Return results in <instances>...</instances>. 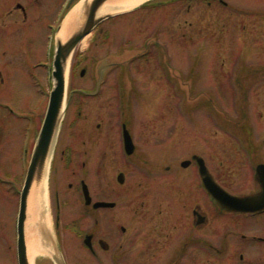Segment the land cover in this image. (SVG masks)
I'll return each mask as SVG.
<instances>
[{"label": "flooded vegetation", "instance_id": "obj_1", "mask_svg": "<svg viewBox=\"0 0 264 264\" xmlns=\"http://www.w3.org/2000/svg\"><path fill=\"white\" fill-rule=\"evenodd\" d=\"M220 1L225 4L224 1ZM34 2L36 1L0 0V14H2L0 92H14L17 80L23 83L22 86L25 88L28 82L32 81L31 57L27 53L26 58L18 57L16 40L10 37L16 29L13 24L19 22L18 24L24 27L29 24ZM153 2L150 6L155 5ZM5 3L9 5L6 6ZM237 14L247 15L241 9H238ZM10 17H15L12 18L11 23L3 21L4 18ZM101 24L92 30L93 32L96 29L97 35L92 41L94 38H99L100 46L111 41L112 35L114 36L112 28H103ZM184 24L190 26V23L184 22ZM177 25L178 23L170 22L163 27H154L137 45L132 46L139 47L135 53L121 59L120 62L110 60L103 70L98 64L95 65V60L89 61L87 66L91 69L87 72L92 79V85L68 86L66 107L55 138L47 179L48 211L53 233L60 239L59 247L64 252L69 247L78 252L85 250L90 255L89 258L93 259L91 264H264V182L257 173V167L260 165L264 177V135L263 140L254 142L250 133L258 126L252 125L253 128H249V132L233 135V147L238 153V163H245L251 173L252 181L248 183L246 190L232 192L213 177L202 154L192 152L190 159L180 161L183 170L176 168L174 161L166 162L163 168H160V165L158 167L160 161L157 158H165L167 155L172 156L173 159L174 148L171 143H165L168 141L166 138L160 137L170 134L174 136L176 132L174 123L163 127L158 122L152 125L139 120L137 124L130 126L125 118L117 117L119 110L120 115H124L128 107L129 76L132 74H136L139 78L148 75L150 78L158 77V81L167 82L170 94L173 96L177 74L175 62L170 57L166 58L163 45L159 42H163L164 38L161 36L164 30H168L171 34L177 29ZM132 26L133 34H138L146 27L151 28L152 24L138 22ZM260 29L264 31V25ZM29 36L30 33L25 38L26 47ZM255 37L258 40L257 35ZM259 38L264 43V33L260 34ZM118 40L128 43L132 41L131 38L125 37H119ZM205 60L209 78L215 71L223 72V58H217L216 70L214 59ZM85 72L84 67L80 70V75L83 76ZM232 72V87L235 94L237 96L241 93L251 94L249 106L252 110L255 112L257 109H264V53L261 56L254 54L248 61L241 54L235 55ZM95 78H117V80L113 81V85L103 87L95 81ZM46 89L42 91L45 108L41 109V115L39 114L36 119L31 116V107H28L26 102L18 107L13 104L10 97L0 94V145L4 140L1 141V136L8 141L9 147L13 139L18 141V148L23 139H29L30 143L29 149L25 150L27 152L25 170L21 168L24 172H16L12 180L5 177L1 179L0 175V195L3 191L9 201H14L15 205L10 227L1 229L0 221V264H19L17 224L20 193L47 108L49 94ZM106 89L107 95L100 97L101 91ZM112 94H115L116 103L104 101L113 98ZM259 113L263 115L262 112ZM9 116L13 119L8 118ZM218 117L221 121L215 119L218 121L217 126L223 127V116L218 115ZM1 118H4L5 122H1ZM261 118H264V115ZM245 126L246 123H238L236 128L240 132L241 128H246ZM156 129L160 133L158 137L151 133ZM125 131L132 143L131 152H127L126 149ZM145 134L148 137L147 141L153 143L145 146L147 149H144V153L156 157L158 168L152 166L151 169L155 168L156 172H160L154 177L152 184L156 194L165 192L168 197L150 199L140 196L131 199H113L125 185L126 169L132 163L129 162V156H133L136 151L137 138L140 139ZM259 137L257 134V138ZM114 138L115 148H113ZM199 139L207 141V135H201ZM162 143L164 145H161ZM221 148L224 149L223 145ZM85 155L91 157L92 184L89 185L85 181L86 176L80 173L86 161L78 160ZM113 156L117 158L115 164L112 161ZM199 160L204 163L216 184L228 194L239 197L251 196L252 199L247 205L252 208L245 210L229 208L216 200L204 186ZM184 161L188 163L183 165ZM63 168L66 171H63ZM188 169H192L191 175L185 172ZM151 173L154 175V172ZM10 176L12 175L6 177ZM66 179L68 181L65 182ZM3 183H8V186H3L2 190ZM83 183L90 196L89 203L84 198ZM144 193L143 190L142 195ZM96 202L110 204L94 206ZM117 213L121 214L117 216ZM55 248L58 247L55 245Z\"/></svg>", "mask_w": 264, "mask_h": 264}, {"label": "rangeland", "instance_id": "obj_2", "mask_svg": "<svg viewBox=\"0 0 264 264\" xmlns=\"http://www.w3.org/2000/svg\"><path fill=\"white\" fill-rule=\"evenodd\" d=\"M34 1L36 2L32 5V17L29 24L25 27L18 24L19 22L13 24L12 26L16 29L10 37L16 40V54H18V57L24 56L26 58V53L31 57L32 81L28 82L25 88L22 86L24 84L17 80L14 92L5 93L3 91L0 94L10 97L13 104L18 107L23 106L26 102L28 107H31V116L36 119L44 110L46 104L42 91L47 88L49 94L52 87L51 68L55 47V29L64 12V6L70 0ZM157 1L161 2H153L155 5L151 6L150 4L140 6L103 20L101 27L112 28L114 32L111 41L102 43L104 46L98 45L100 44L99 38H94L92 41V38L97 36L95 34L96 29L86 35L72 53L66 78L67 88L68 86L92 85V79L87 72L91 69L90 66H87L89 61L95 60V65L98 64L99 68L103 70L110 60L120 62L121 59L135 53L139 47L134 48L132 46L137 45L154 27H163L164 24L170 22L178 23L177 29L171 34L168 33V30H162L164 34L161 38L164 39L163 42H159L163 45L166 58L170 57L175 62L177 74L175 79L176 89H174L173 96L170 94L167 82L158 81V77L150 78L147 74L148 77L139 78L136 77V74H132V76H129L128 107L125 109L124 115H120L119 110L117 117L125 118L130 126L131 124H137L139 120L152 125L158 122L163 127L164 125L168 126L170 123L175 124L176 132L174 136L170 134L160 137L166 138L168 141L165 143H171L174 148L173 159L172 156L168 157L167 155L165 158H157L160 161L159 164L157 163L158 167L160 165V168H163L166 162L172 163L174 161L176 168L183 170L180 161L186 158L190 159L192 152L199 153L203 155L213 177L224 184L228 190L232 192L246 190L248 183L252 181V176L245 163H238V153L233 147V135L249 132V128L253 125V127L258 126L256 130L254 128L250 131L254 142H258L260 139L263 140L264 118L261 117L264 115V109H257L255 112L252 110L249 106L251 94L241 93L240 96L235 94L231 79L232 64L233 57L237 54H241L246 61L254 54L263 55L264 43L259 40V37L260 34L264 33L260 29L264 25V16H262L264 15L262 14L264 13V0H222L225 4L219 2V0H210V3H208V0ZM8 3H5L6 6L9 5ZM238 9L245 11L247 15L237 14ZM12 18H4L3 21L11 23ZM138 22L151 23L152 26L151 28L146 27L144 31H140L138 34H133L134 27L132 24ZM184 22L190 23V26H185ZM29 33L30 36L27 37L28 46L26 47L25 38ZM256 35L259 41L255 37ZM119 37L131 38L132 41L129 43L120 41L118 40ZM107 46L109 47L105 49ZM127 47L131 50H128ZM121 49L123 50L120 52ZM217 58L224 59V70L221 73L215 71L216 74H212L209 78L207 75L208 68L204 64L205 59H214V69L216 70ZM117 64L123 65L122 63ZM84 67L86 72L81 76L80 70ZM114 80L116 81L117 78H95V81H98L99 85L103 87L113 85ZM101 92L100 97L107 95V89ZM114 95L112 94L113 98L104 101L116 103L117 100ZM105 107H112V105H105ZM257 111L262 112L263 115L261 116ZM218 115L223 116V127L217 126L218 121L215 119H219ZM112 117L114 118L115 115ZM8 118L13 119L10 116ZM3 119L1 118V122H5ZM219 120L221 121V119ZM238 123H246L247 126H245V129L241 128L242 131L238 132L236 128ZM262 123L263 126H261ZM219 124H222V122H219ZM145 128L148 127L145 126ZM167 131L169 132L168 129ZM151 133L156 137L160 135L158 129L152 130ZM146 134L140 139L137 138L136 151L133 156H129V162L132 163L126 169L125 185L122 186L118 195H114L113 199H131L140 196L150 199L168 197L165 192L160 195L156 194V189L152 184L154 177L160 172H156L157 169L155 170V168L151 169L152 166L157 167L156 157L144 153V149H147L145 146L153 143L147 141ZM257 134L260 136L259 138H257ZM201 135H207V141H200L199 137L201 138ZM1 141V179L5 177L12 180L16 172H24L25 170V159L27 158L25 150L30 147L29 139H23L19 148L17 147L18 141L15 139L12 140L10 147L4 136H1ZM115 141L114 138L113 148L116 147ZM221 145L224 147L223 150ZM141 152L144 155L140 157ZM115 154L120 158L118 152L115 151ZM78 160L86 161L80 173L86 176L85 181L88 185L92 184L91 157L85 155ZM116 160L117 158L113 156V164ZM137 164L138 166H136ZM21 168L24 170H21ZM62 170L66 171L64 168ZM147 172L149 175H147ZM151 172H154V175ZM185 172L191 175L192 169ZM58 173L60 172L58 171ZM7 174L12 176L6 177ZM1 186L3 190V186H8V183H3ZM143 190L145 191L144 195H142ZM14 213V201L10 202L8 196L4 195L2 191L0 195L1 229L10 227ZM120 214L117 213L116 215L119 216ZM5 224L6 226H4ZM49 228L51 234H53L52 239L58 247L57 251L60 257L58 264H91L93 259L89 258L90 255L87 251L78 252L76 249L69 247L64 252L59 247L58 240L60 239L53 233L50 215ZM32 264H57V261L48 254H38Z\"/></svg>", "mask_w": 264, "mask_h": 264}, {"label": "water", "instance_id": "obj_3", "mask_svg": "<svg viewBox=\"0 0 264 264\" xmlns=\"http://www.w3.org/2000/svg\"><path fill=\"white\" fill-rule=\"evenodd\" d=\"M105 1L106 0H88L84 7V15L81 21L79 22V24L77 25V27L71 33H69V35L64 39H61L57 36L55 37V43H54L55 47H54V54H53L52 68H51V77L53 80L52 87L49 92L47 108L42 120L41 127L39 129L38 135L35 140L33 151L27 167L24 184L20 193V208H19L18 224H17L19 264H30L27 257L26 241H25V227L28 217L27 215L28 195L30 193L32 184L35 181H38L42 177L44 172L46 174V200H48L47 199L48 172H49V166L51 162L52 150H53L55 138L66 107V92H67L66 71L72 53L76 45L86 35H88L100 22L117 14L131 11L137 7L146 4L150 0L143 1L140 4H137L132 8H129L121 12L115 11V12L98 13L99 8L103 5ZM71 8H69V10L66 12L60 25L58 26L57 31H59V29L61 28L63 20L65 19L66 15L71 10ZM125 143H126L127 152H131L132 143L126 131H125ZM187 163L188 161L182 162L183 165H186ZM199 170L202 175L204 186L216 200L220 201L223 205L229 208H242L243 210L252 208L249 207V205H247L252 199L251 196L239 197L228 194L211 178V176L206 170L204 163L201 161L199 164ZM257 173L260 175V179L262 180V182H264L263 174L260 171V165H258L257 167ZM82 190L86 202L89 203L90 196L88 195V190L84 183L82 185ZM108 204L110 203L96 202L94 203V206L108 205ZM46 210L47 213H49L48 205H46ZM50 241L53 242L55 245V242L52 239L51 231H50ZM59 259L60 257H57L55 259V261H57V264L60 261Z\"/></svg>", "mask_w": 264, "mask_h": 264}, {"label": "bare ground", "instance_id": "obj_4", "mask_svg": "<svg viewBox=\"0 0 264 264\" xmlns=\"http://www.w3.org/2000/svg\"><path fill=\"white\" fill-rule=\"evenodd\" d=\"M88 0H79L63 20L62 26L56 36L64 39L71 33L81 21L84 15V7ZM146 0H106L99 8L98 13L121 12L132 8ZM70 62L66 75L68 73ZM47 169V167H46ZM46 174L32 184L28 195L27 221L25 227V241L27 257L30 264L38 254H48L56 259L59 257L55 245L50 241L49 216L46 210Z\"/></svg>", "mask_w": 264, "mask_h": 264}, {"label": "trees", "instance_id": "obj_5", "mask_svg": "<svg viewBox=\"0 0 264 264\" xmlns=\"http://www.w3.org/2000/svg\"><path fill=\"white\" fill-rule=\"evenodd\" d=\"M184 1V0H183ZM186 1H189V0H186ZM208 2H210V0H208ZM68 8V6L66 7V9Z\"/></svg>", "mask_w": 264, "mask_h": 264}]
</instances>
